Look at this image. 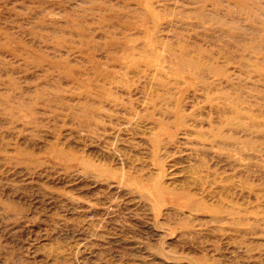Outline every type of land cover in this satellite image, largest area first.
Wrapping results in <instances>:
<instances>
[{"label":"rangeland","instance_id":"1","mask_svg":"<svg viewBox=\"0 0 264 264\" xmlns=\"http://www.w3.org/2000/svg\"><path fill=\"white\" fill-rule=\"evenodd\" d=\"M0 264H264V0H0Z\"/></svg>","mask_w":264,"mask_h":264}]
</instances>
